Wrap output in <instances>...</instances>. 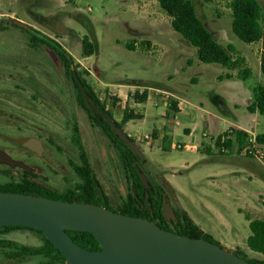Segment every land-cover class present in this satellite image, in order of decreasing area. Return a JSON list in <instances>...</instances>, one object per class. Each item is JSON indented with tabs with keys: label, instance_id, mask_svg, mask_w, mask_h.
<instances>
[{
	"label": "rangeland",
	"instance_id": "1",
	"mask_svg": "<svg viewBox=\"0 0 264 264\" xmlns=\"http://www.w3.org/2000/svg\"><path fill=\"white\" fill-rule=\"evenodd\" d=\"M192 2L198 16L220 44L225 46L232 43L238 53L246 55L247 63L254 70V77L249 82L263 81L258 64L260 42L245 43L232 32L228 7L230 0ZM258 2L264 10V0ZM10 18L56 40L74 60H84L85 65L75 60L79 66L72 65L71 69L93 71L94 75L82 73L81 76L89 83L96 98L104 102L112 113L122 110L118 103L121 97L115 90L120 82L141 78L170 85L171 82L162 79L160 74L173 72L179 66L161 64L154 54L160 51L158 46L161 43H168L164 44L166 50L175 47L170 46L169 42L181 45L174 49L177 52L176 63L182 61L181 64L186 65V59L192 57L195 61L186 69V83L180 88L181 95L188 102L201 106L200 114L203 116L198 115L199 120L205 119L207 111L214 112L209 92H220L221 82L215 81L211 85L204 79L195 83L188 78L202 66H208L211 70L223 66L199 61L195 48L171 28L170 18L159 7L157 0H0V151L22 161L30 172L38 175L39 180L54 190L63 191L75 179L68 162L69 159L78 160V152L69 139L73 119L79 126L84 151L110 206L114 207L126 196L129 181L119 150L101 127L93 123L87 110L77 100L72 80L77 73L73 72V77L67 74L57 53L46 44L30 47L26 32L12 26ZM84 34L96 44L95 52L87 59H83L81 54ZM144 41L150 42L152 54L142 56L138 50H128L123 46L129 42ZM223 69L229 71L225 67ZM134 100L127 95L126 106L132 105ZM139 109L142 112L144 109L151 112L157 110L151 100L142 102ZM238 113L247 114L246 111ZM97 116L103 123L104 117L100 114ZM256 116L263 123L258 130L264 132V114L256 113ZM183 125H176L174 132H169L165 148L161 147L160 140H153L151 145L143 139L153 127L158 126L147 115L134 119L131 130L124 132L135 133L131 137L143 156L151 163L152 169L158 168L154 169V176L153 172H149L147 162H143L148 174L161 183L165 182V177L169 179L170 186L166 183L163 185L168 207L172 206L173 211H186L224 248L232 244L231 227L239 228L242 242L250 229L243 213L236 209L239 201L231 200V170L243 171L242 175L253 172L250 178L255 183L250 190L255 193L252 195L254 204L252 208L241 209L252 218L261 217L264 214V158L251 160V157H242L254 161L251 167L233 161L239 156L235 150L221 153L213 146L207 153L202 152L205 145L201 144V151H196L183 132ZM224 127L221 125L214 129L213 134ZM203 130L204 123L197 127L195 137L201 139ZM177 144L184 147L176 148ZM22 170L20 166L12 167L0 162V184L18 178ZM203 206L208 208L207 211ZM168 216L170 220H175L170 212ZM207 220L216 228H212ZM221 223L226 226L225 230L219 226ZM0 237L26 245L41 243L40 235L26 229H15L0 234ZM7 250L0 247V264H36L40 260L37 256L10 258L6 255ZM247 255L256 256L252 253Z\"/></svg>",
	"mask_w": 264,
	"mask_h": 264
},
{
	"label": "trees",
	"instance_id": "2",
	"mask_svg": "<svg viewBox=\"0 0 264 264\" xmlns=\"http://www.w3.org/2000/svg\"><path fill=\"white\" fill-rule=\"evenodd\" d=\"M157 2L159 7L166 13L167 16H169L171 28L179 33L184 40L195 48L196 56L201 62L217 63L230 71H234V73L227 72L219 75V79L236 77L243 82H248L253 78L252 68L247 63L245 57L238 53L233 45L228 44L224 47L213 38L210 30L198 16L192 0H157ZM228 7L231 13L232 32L245 43L260 42L259 67L263 77V83H250L249 88L252 94V101L246 109L249 112L263 114L264 10L258 0H230ZM10 24L26 32L28 36V45L30 47H39L42 44H46L52 48L59 56L66 73L73 77V72H76L78 77L81 79L84 88L95 100L98 107L107 111L112 116V112L106 108L104 102H100L98 98H96L89 83L82 78L81 74H89L88 70L80 72L75 69H71L72 65L74 67H78L79 64L78 62H74L75 60L73 56L59 42L45 34H42L34 27L18 20L11 19ZM81 42V54L83 57L90 56L95 52L96 44L87 34L83 35ZM142 43L144 42H141V44ZM124 46L128 50H133L135 48L134 42L125 43ZM72 80L77 91L78 102H80L87 110L91 120H93V123L101 127L108 139L119 150L122 164L129 181V189L126 196L123 197L114 207L109 205V200L100 188L88 156L84 151L80 136V129L74 119L70 125L69 139L78 152V160H68L75 175L74 181H70L68 187H66L63 191L54 190L39 180L38 175L23 169L18 178H12L3 184H0V192H20L64 201L94 203L122 214L147 218L161 228L173 231L177 234L186 235L192 238H203L217 243L210 233L204 232L193 222L186 211H174V221L165 218L163 214L165 191L162 185L157 182L155 178L151 177L143 168L142 164L144 159L139 160L131 148L113 133L105 114L100 112L97 108H94V112H91L85 107L84 97L80 92L75 79L72 78ZM136 97L139 101H143L146 99V93H142ZM97 113L104 117L103 123L96 115ZM138 117V114H133L125 110L121 122L114 120L113 116L112 119L118 126L123 128L122 125L124 122ZM247 136L248 133L232 128L224 131L222 134L214 138V145L217 148L224 145L228 149L232 150L234 144L236 143L238 149H240ZM130 138L135 142L132 137ZM222 138H224L223 142L221 141ZM255 140L257 143L264 146V132L257 133L255 135ZM137 170L145 173L147 176V180L150 185L149 189H146L141 183ZM245 219L248 220V227L250 229V234L246 239V245L251 251L256 253V256L249 257L245 252L240 250H233V252L238 256L243 257L251 264H264V215L252 218L245 214ZM15 229H26L36 232L40 235L41 243L38 245H26L0 237V247L8 249L6 252L8 257L23 259L28 256H37L40 260L36 264H61L65 261V257L62 255L60 250L37 229L27 226H2L0 227V234H7ZM67 233L77 244L84 248L89 250L100 249L98 240L90 232L68 230Z\"/></svg>",
	"mask_w": 264,
	"mask_h": 264
},
{
	"label": "water",
	"instance_id": "3",
	"mask_svg": "<svg viewBox=\"0 0 264 264\" xmlns=\"http://www.w3.org/2000/svg\"><path fill=\"white\" fill-rule=\"evenodd\" d=\"M74 79L84 97L85 106L90 111H94V107L100 109L79 77L74 75ZM100 110L113 133L131 148L139 160H143L139 146L107 111ZM0 162L30 171L22 161L3 151H0ZM138 175L143 186L149 189L145 173L138 171ZM169 212L175 217L172 207L165 203L163 214L166 219H170ZM2 226H27L41 231L65 257L61 264H251L217 243L177 234L147 218L122 214L89 202L0 192ZM68 230L92 233L100 249L89 250L80 246L69 236Z\"/></svg>",
	"mask_w": 264,
	"mask_h": 264
},
{
	"label": "crops",
	"instance_id": "4",
	"mask_svg": "<svg viewBox=\"0 0 264 264\" xmlns=\"http://www.w3.org/2000/svg\"><path fill=\"white\" fill-rule=\"evenodd\" d=\"M211 34L213 38L217 41L218 39L214 36V34L212 32ZM155 43L156 42H153L152 44ZM164 44H168V43L166 42L159 44L158 47L160 51L157 54H154L156 60L164 65L171 64L172 66L173 65L179 66L175 68L173 72H166L160 74L162 79H166L168 80V82H171L170 85H165L156 80H144L141 78H130L128 79V81L120 82L116 85L115 90H117L120 93V94L118 93V97H121V101H118V103L120 109L122 110L118 113H112V115L114 116L113 117L114 120H116L117 122H121L125 110L127 112H131L133 114L139 115L138 118H132L123 123L122 126L124 131L131 130L130 126L134 119L144 118V116L147 115L148 118H150L153 121L155 120V122L158 124V126L153 127L152 131L150 132L152 134L153 140H160L161 147L165 148L166 145L168 144L169 132L170 133L174 132V128L176 125L184 124L182 126L183 132L186 133V137L189 138L191 143L193 144V149H195L196 151H201L200 146L201 144H204L205 148L204 151L202 152H207V153L210 152V150L212 149L211 147L214 144V138H216L218 135L222 134L226 130L232 128L242 130L248 133L249 136L250 135L255 136L257 133L260 132L258 130V126L263 124L262 120L258 116H256L257 112H249L246 109V107L252 101V94L249 88V85L252 81L243 82L242 80L237 79L236 77L219 79V75L225 74L227 72L234 73V71H230V70L225 72L223 69L224 66L223 67L217 66L212 70L208 66H202L200 67L201 69L197 71V73L192 74L188 78L190 82H195V83H198L204 79L207 82H209L211 85H213L215 81L221 82L220 92L219 91L209 92L211 94L210 95L211 102L214 104L215 107L214 112L207 111V116H204L205 119L203 121L199 120V116L200 117L203 116L200 114L201 106H197L193 103L188 102V100L181 95L182 94L181 89L184 87V84L186 83V69L188 66L191 67L195 63V61L192 57L186 59L187 60L186 65H182L181 64L182 61L176 63L177 52L174 51V49L176 46H181V45H176L169 42L170 46L173 45L175 47L174 48L169 47V50H166L167 48L166 45ZM228 44L233 45L232 43H227L225 46L222 44L221 45L226 47ZM134 46L135 48L133 50H138L139 51L138 53H140V55L142 56L153 53L152 50H149L150 42L148 41H144V43L142 44L139 42H135ZM259 54H260V49H259ZM242 55L245 57L247 61L248 59L246 55L244 54ZM87 58L88 56L83 57V59H87ZM75 60L81 63L82 65L84 64V60H79V59H75ZM258 64H259V57H258ZM87 70L89 71L90 75H94L91 69H87ZM252 71L254 77L253 68ZM257 82L263 83V81H257ZM142 93H146V99L143 101H139L136 96L137 95L139 96ZM127 95H130L133 99H135L134 100L135 102L130 106H126L125 103L126 102L125 99ZM149 100H151L153 107H156L157 110L151 112L149 110L144 109L142 112L141 109H139L140 105L142 104V102H148ZM239 111H246L247 114L240 115L238 113ZM203 123L205 130L201 131V139H200L195 137V135H196L197 127ZM221 125H225V127L220 131H218L216 134H213V130L219 128ZM126 134L130 137L135 135V133H126ZM150 144L152 145V142ZM177 145H180V147H177ZM177 145L175 146L176 148L181 149L184 147L182 144H177ZM233 150L236 151L235 147H233ZM236 152L238 153L239 156L238 158H234L233 160L234 162H238L239 164H242L244 166L252 167V163L254 161L246 160L245 158L248 159L249 157L242 155L238 151ZM143 159L144 162L145 161L147 162L144 156ZM249 159L252 160V157ZM150 164H151L150 162H147L150 173L155 171L154 169H158L157 167L156 168L154 167L152 169ZM242 172L243 171H240L238 169L231 170V200L239 201L240 205H238L236 209L238 212L243 213L245 218V214L249 215V213L243 211L241 208L253 207L254 201L252 195H254L255 193L252 192L250 189L254 185L255 180L252 181L250 178L253 176V172L246 173L245 175H242L241 174ZM164 179H165L164 183L159 182L162 185V187L165 183L167 185L170 184L169 179L167 177H165ZM163 189L165 191L164 187ZM203 208L206 211L208 209L206 206H203ZM172 209L174 208L172 207ZM207 221L209 224L212 225V223H210L209 220ZM246 221L248 222V220ZM219 226L224 230L226 229V226L222 223L219 224ZM213 227L214 226L212 225V228ZM201 229L204 232L210 233L208 231H205L203 228ZM240 234L241 231L239 230V228L236 229L235 227H231L232 244L231 246L230 245L226 246V248H231L232 251L240 250L245 252L246 254L249 253L256 254L255 252L251 251L246 245V239L248 235H244L243 241L240 242L239 239V237H241Z\"/></svg>",
	"mask_w": 264,
	"mask_h": 264
},
{
	"label": "built area",
	"instance_id": "5",
	"mask_svg": "<svg viewBox=\"0 0 264 264\" xmlns=\"http://www.w3.org/2000/svg\"><path fill=\"white\" fill-rule=\"evenodd\" d=\"M143 139H145L147 142L151 143L153 141L152 134L151 133L145 134L143 136ZM221 141L223 142L224 138H222ZM213 146L215 147L214 144H213ZM177 147H180V145H177ZM233 147H235L236 151L240 152L244 156L256 158L258 160H262L264 158V146L256 142L254 135H250V136L248 135L247 138L244 140L243 146L240 149H238L236 143L234 144ZM217 149L221 153L231 151L230 149H228L224 145L220 146Z\"/></svg>",
	"mask_w": 264,
	"mask_h": 264
},
{
	"label": "flooded vegetation",
	"instance_id": "6",
	"mask_svg": "<svg viewBox=\"0 0 264 264\" xmlns=\"http://www.w3.org/2000/svg\"><path fill=\"white\" fill-rule=\"evenodd\" d=\"M94 108H95V107H94ZM97 109H98V108H97ZM99 110H100V109H99ZM91 112H94V111H91ZM100 112H102V111L100 110ZM102 113H103V112H102ZM97 114H99V113H97ZM97 114H96V115H97ZM103 114H104V113H103Z\"/></svg>",
	"mask_w": 264,
	"mask_h": 264
}]
</instances>
